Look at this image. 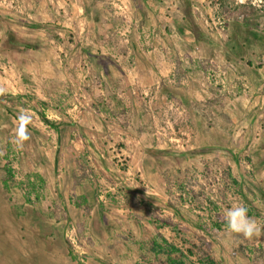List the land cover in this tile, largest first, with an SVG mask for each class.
Segmentation results:
<instances>
[{
  "label": "rangeland",
  "instance_id": "1",
  "mask_svg": "<svg viewBox=\"0 0 264 264\" xmlns=\"http://www.w3.org/2000/svg\"><path fill=\"white\" fill-rule=\"evenodd\" d=\"M238 203L264 225V0H0V264H264L213 232Z\"/></svg>",
  "mask_w": 264,
  "mask_h": 264
},
{
  "label": "trees",
  "instance_id": "2",
  "mask_svg": "<svg viewBox=\"0 0 264 264\" xmlns=\"http://www.w3.org/2000/svg\"><path fill=\"white\" fill-rule=\"evenodd\" d=\"M192 31H193L194 35H196L197 34V27H194ZM7 42L11 48L13 47V48H17L19 50H28V49L34 50L36 48L33 44H29V43L24 42L21 39H19L16 36V34L12 31L8 32V34H7ZM42 119L46 124L52 126V124L48 120H46L45 117L42 116ZM210 151H211L210 148L203 147V148L191 151L189 153H185V155L186 156H194V155H200V154L208 153ZM147 153L151 154L154 157H157L160 154L164 155L168 152L163 151V150H148ZM167 204L170 207L172 206L171 203H169V202ZM88 210L89 209L86 205V207H84V211H86V213H87ZM218 220H219V222H216L213 224V232L214 233H218L222 230V228H226L225 227V221L223 220V218L218 217ZM154 221L157 222L159 224V226H161V227H168V228L173 227V223L169 219L156 218ZM232 238H233V242H232L233 247H232L230 254L233 257H236V255L239 252H241V253H245L247 258L251 262L261 261V254L264 256V253H263V251H261L259 249L258 245H254L253 243H250L246 238H243L242 236H240L238 234H232ZM67 249H68V253L71 255L72 251H71V247L68 243H67ZM150 251L156 257L157 256L162 257V259L160 260V264H183L182 261H178L177 259H173V257H172V255L174 253H179L180 250L177 247H175L174 245L168 243L166 241V239H164L160 234H158V235L156 234L155 237L152 239V241L150 243ZM209 262H210V264H214V262L212 260ZM263 263H264V261H263Z\"/></svg>",
  "mask_w": 264,
  "mask_h": 264
},
{
  "label": "clouds",
  "instance_id": "3",
  "mask_svg": "<svg viewBox=\"0 0 264 264\" xmlns=\"http://www.w3.org/2000/svg\"><path fill=\"white\" fill-rule=\"evenodd\" d=\"M17 134L12 138V143L17 150L24 146V142L29 137L27 125L31 117L25 113H21L18 117ZM225 227L230 234H238L246 239L260 235L264 231V225L257 223L254 218L248 216V208L242 204H235L233 207L225 211Z\"/></svg>",
  "mask_w": 264,
  "mask_h": 264
},
{
  "label": "crops",
  "instance_id": "4",
  "mask_svg": "<svg viewBox=\"0 0 264 264\" xmlns=\"http://www.w3.org/2000/svg\"><path fill=\"white\" fill-rule=\"evenodd\" d=\"M59 182V181H58ZM59 184V183H58ZM87 197V196H86ZM88 198V197H87ZM88 202L90 203L91 201H90V199H88ZM250 241V240H249Z\"/></svg>",
  "mask_w": 264,
  "mask_h": 264
}]
</instances>
